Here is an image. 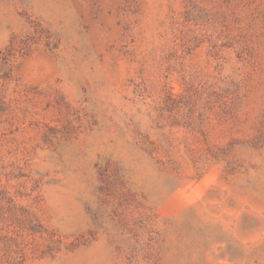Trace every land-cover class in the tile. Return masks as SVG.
Masks as SVG:
<instances>
[{
	"label": "rangeland",
	"instance_id": "rangeland-1",
	"mask_svg": "<svg viewBox=\"0 0 264 264\" xmlns=\"http://www.w3.org/2000/svg\"><path fill=\"white\" fill-rule=\"evenodd\" d=\"M0 264H264V0H0Z\"/></svg>",
	"mask_w": 264,
	"mask_h": 264
}]
</instances>
